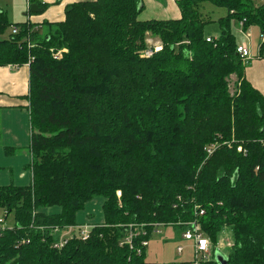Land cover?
Returning a JSON list of instances; mask_svg holds the SVG:
<instances>
[{
  "label": "trees",
  "instance_id": "trees-1",
  "mask_svg": "<svg viewBox=\"0 0 264 264\" xmlns=\"http://www.w3.org/2000/svg\"><path fill=\"white\" fill-rule=\"evenodd\" d=\"M176 2L179 18L164 20L139 19L142 0L76 1L42 23H8L0 9V33L17 28L0 39V66H28L31 128L29 183L0 185V209L14 216L0 226V264H149L139 240L190 220L226 264H264V96L231 31L235 21L264 35V0ZM204 2L226 9L210 41ZM147 35L162 48L145 57ZM95 197L103 219L89 238L52 248L48 227L78 223ZM130 223L147 232L132 248L121 244Z\"/></svg>",
  "mask_w": 264,
  "mask_h": 264
},
{
  "label": "rangeland",
  "instance_id": "rangeland-1",
  "mask_svg": "<svg viewBox=\"0 0 264 264\" xmlns=\"http://www.w3.org/2000/svg\"><path fill=\"white\" fill-rule=\"evenodd\" d=\"M257 2H259V0H257ZM32 3L33 1L31 4ZM0 9L5 12L8 23L22 22L27 18L34 16V13H31L28 10L26 0H0ZM200 11L203 14V17L210 20L204 27V34L215 38L218 37L220 34L218 19L226 15V9L215 6L209 2H204L200 6ZM40 27L39 34L42 36L47 34L49 27L46 25H41ZM11 29L12 27L9 26L3 33H0V39L9 37ZM238 29L239 24L233 21L231 23V31L235 36L236 43H248V45L251 46L249 47L252 49V53H254L253 55L255 56L257 53V46L261 41L259 28L257 26L247 28L246 36H242ZM235 80L236 79H234V77L229 80L231 93L235 91ZM10 113L11 112L9 110H5V112L4 110H0V139L2 140L9 137V135L4 134L5 127L12 126L17 128L18 126V128L25 133V141H23L25 143L21 149L15 150V155L11 152L7 153L2 150L0 146V165L5 167L0 170L5 171L3 172L5 174H0V178L2 175L7 176V179H5L7 181H4L3 184L10 183L11 180H13L15 184L26 185L30 180V171L27 166L30 162L28 152L30 140L29 117L26 111L23 112L19 110L18 115H15V117L12 115H6ZM22 119L23 125H20L19 123ZM1 142L2 141H0V145ZM102 202L103 199L101 197H95L88 201L84 207L77 212V221L93 223L101 222L103 219ZM0 218L3 220L0 224L2 227H10L14 224L13 212L6 214L2 209H0ZM184 231L185 228L179 225L167 224L154 226L147 239V245L144 250L145 262L149 264H194L193 262L195 261L199 262L215 258V254H212V252L207 253L205 258H203L201 254L195 255L192 247V241L186 240L183 237ZM228 241L230 240L227 230L221 232L217 236V245L220 244V247L224 251L228 246ZM179 247H181V251H178Z\"/></svg>",
  "mask_w": 264,
  "mask_h": 264
},
{
  "label": "crops",
  "instance_id": "crops-1",
  "mask_svg": "<svg viewBox=\"0 0 264 264\" xmlns=\"http://www.w3.org/2000/svg\"><path fill=\"white\" fill-rule=\"evenodd\" d=\"M76 1L82 0H33V4H37V6L42 10L34 13V16H32L30 20L37 23L62 20L64 18L65 7ZM42 3H45V7L42 5ZM143 4L144 8L138 16L141 20H164L179 18L180 16V11L176 0H143ZM250 47L249 49L252 57L244 64V78L251 84L253 88L258 90L264 96V57L258 55V46L255 56L253 55L254 53H252V49ZM28 74L27 65H22L20 67L15 65L0 66V110H4V112L5 110H9L11 112L10 114L6 115H12L15 117V115H18L19 110H21L23 112L26 111L29 117L27 100ZM19 124L23 125V119ZM4 134L9 135V137L2 140L0 139V141H2L0 145L1 149L7 153L11 152L13 155H15V150L21 149L25 143L23 142L25 141V133H23L18 128V126L17 128L9 126L5 127ZM30 134L31 128L29 130V138ZM3 168L5 167L0 165V170ZM3 172L5 171H0V174H5ZM5 179H7V176L2 175L0 178V185H6L10 183L15 184L13 180H11L10 183L3 184L4 181H7Z\"/></svg>",
  "mask_w": 264,
  "mask_h": 264
},
{
  "label": "built area",
  "instance_id": "built-area-1",
  "mask_svg": "<svg viewBox=\"0 0 264 264\" xmlns=\"http://www.w3.org/2000/svg\"><path fill=\"white\" fill-rule=\"evenodd\" d=\"M27 1V6L29 8L30 6V0ZM30 18H27L29 20ZM12 31L14 33L17 32V28L15 26H11ZM37 29V27H35ZM239 33L243 34V36H246V30L242 28V23H239ZM261 41H264V35H261ZM207 41H210V36L206 37ZM145 48L141 51V55L148 57L153 55L155 52L161 50L162 43L161 41L153 37L151 35H147L145 37ZM236 52L239 54L242 61L245 63L248 61L252 56L249 49V46L246 42H243L241 44H238L236 47ZM262 145L264 146V141H262ZM215 149V145H210L206 148V152L208 155H210L213 150ZM236 151L245 153V150L242 148L241 145L236 147ZM116 196H120V191H116ZM194 209H197V206L194 207ZM203 210H199L198 214H203ZM3 222V220L0 218V224ZM182 225L185 228V231L183 232V237L186 240L192 241V247L194 249L195 255L201 254L203 258H205V255L207 253L212 252L211 251V242L208 237H206L200 227V223L197 220H190L186 223H183ZM96 223L93 222H78L74 224L64 225L62 227L60 226H49V233L52 235L53 240L51 243V247L54 249H60L64 247L70 240H86L89 238L91 234V230L96 227ZM162 225V224H159ZM1 226V225H0ZM13 226V225H12ZM10 226V227H12ZM144 224L137 225L135 223H130L127 225L126 234L124 235L123 239L121 240V244H127L130 248L134 245V240L137 239L140 236H145L147 234L146 230L143 229ZM156 226V225H155ZM2 227V226H1ZM44 227H41L43 229ZM25 243L28 241L25 240ZM229 245V243H227ZM147 245V239L141 238L139 240V248H137V253H140L141 248ZM220 246V244H219ZM181 247L178 248V251H181ZM207 261V260H205ZM205 261H195L194 264H202Z\"/></svg>",
  "mask_w": 264,
  "mask_h": 264
},
{
  "label": "water",
  "instance_id": "water-1",
  "mask_svg": "<svg viewBox=\"0 0 264 264\" xmlns=\"http://www.w3.org/2000/svg\"><path fill=\"white\" fill-rule=\"evenodd\" d=\"M28 10L31 12V13H36L38 11H41L42 9L39 8L37 6V4H30ZM214 254H215V260L218 262V264H226V258L224 257V255L222 254V252L219 250V249H216L214 251Z\"/></svg>",
  "mask_w": 264,
  "mask_h": 264
}]
</instances>
